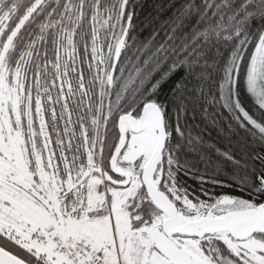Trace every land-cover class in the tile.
<instances>
[{"label": "snow or ice", "instance_id": "obj_1", "mask_svg": "<svg viewBox=\"0 0 264 264\" xmlns=\"http://www.w3.org/2000/svg\"><path fill=\"white\" fill-rule=\"evenodd\" d=\"M0 264H264V0H0Z\"/></svg>", "mask_w": 264, "mask_h": 264}]
</instances>
